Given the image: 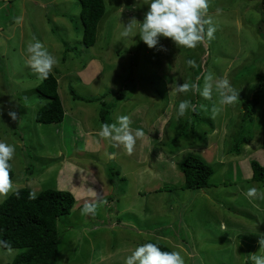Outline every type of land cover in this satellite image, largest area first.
<instances>
[{
  "label": "rangeland",
  "instance_id": "1",
  "mask_svg": "<svg viewBox=\"0 0 264 264\" xmlns=\"http://www.w3.org/2000/svg\"><path fill=\"white\" fill-rule=\"evenodd\" d=\"M104 1L101 39L79 54L86 62L82 69L69 50L83 48L79 0H0V139L16 147L13 189L0 197V205L23 188L35 195L73 194L74 210L58 221V264H123L147 242L179 251L185 264H248L264 235V199L244 195L250 187L264 193V184L251 182V162L264 166V0H209L217 31L196 48H178L163 37L149 48L136 35L149 6L143 0ZM133 18L136 36H122ZM35 40L58 61L52 72L65 108L60 125L35 120L48 103L36 91L42 80L24 62L26 45ZM189 59L195 67L187 66ZM208 72L240 92L214 118L211 101L173 91L198 76L203 87L202 74ZM68 84L80 97L99 101L74 102ZM259 92L261 102L245 123L243 103ZM184 99L196 110L178 117ZM103 104L112 105L109 125L128 115L130 130H143L131 154L98 135ZM241 136L252 140L240 154H230ZM189 156L213 168V188L184 189L180 164ZM86 203L97 205L95 215L81 214ZM157 228L168 239L142 234ZM22 253L0 246V264H12Z\"/></svg>",
  "mask_w": 264,
  "mask_h": 264
},
{
  "label": "clouds",
  "instance_id": "2",
  "mask_svg": "<svg viewBox=\"0 0 264 264\" xmlns=\"http://www.w3.org/2000/svg\"><path fill=\"white\" fill-rule=\"evenodd\" d=\"M149 6L140 22V39L149 47L156 48L160 38H170L178 48H196L205 39L211 40L217 31L211 16H208L209 0H143ZM122 11V10H121ZM207 17V18H205ZM137 20L131 19L125 25L124 37H135L133 28ZM207 26V27H205ZM25 65L37 75L38 79H47L57 64V59L45 47L40 40H35L26 45L24 53ZM187 66L195 67L194 60H187ZM203 87L197 82H183L175 84L173 91L187 93L191 91L198 94L204 100L211 101V116L214 118L225 107L232 105L240 95L224 77H214L211 72L204 73ZM216 99H213V96ZM195 111L196 105L190 99L181 100L177 107V116L183 117L187 111ZM9 116L17 119L14 111L9 112ZM130 117L121 115L117 117V123L109 125L105 123L99 130L98 135L104 139L114 140L122 144L129 154L138 138L143 137L142 129H136L133 133L130 130ZM16 147L14 144L0 141V197L6 196L13 189V182L10 178L11 161L14 158ZM248 198L264 199V193L256 187H250L244 193ZM97 205L86 203L81 210L82 215H95ZM259 251L248 255V264H264V235L258 240ZM60 260V255H59ZM59 262V261H58ZM123 264H185L181 253L176 250L164 251L158 243H143L134 248L124 258Z\"/></svg>",
  "mask_w": 264,
  "mask_h": 264
},
{
  "label": "trees",
  "instance_id": "3",
  "mask_svg": "<svg viewBox=\"0 0 264 264\" xmlns=\"http://www.w3.org/2000/svg\"><path fill=\"white\" fill-rule=\"evenodd\" d=\"M79 1L82 7L81 19L84 26L82 44L80 45L83 48L72 47L69 50L70 52H76V58L83 69L86 66V62H81V56L88 53L101 39L99 28L105 15V1ZM105 39L107 38L105 37ZM77 41L79 44L80 40ZM101 43H104V39L101 40ZM103 48H105L104 44ZM70 81L72 80L68 78L67 82L69 83ZM69 84L70 96L74 102L93 103L99 101L80 97L74 87ZM59 89L58 78L54 72H51L48 78L43 79L36 87L37 93L48 100V103L36 114L35 120L38 124L58 125L64 122L65 108ZM122 97H124L123 94L121 95ZM260 102L261 96L259 92L252 99H248L243 103L244 110L248 114V117L247 115L245 117V123L252 121L255 109ZM100 107L101 123L103 125L105 123L108 124V120H110L109 109L112 108V105L103 104V107L102 105ZM251 140L252 138L249 136L239 137L229 149L230 154H240L242 146L250 143ZM180 170L184 176V189L193 191L214 187L211 184L214 170L199 157H187L180 164ZM251 170V182L264 184V166L253 160L251 162ZM10 178H14L12 167ZM75 206V197L67 191L44 190L35 195L30 188H23L10 195L0 205V246L5 250H23V253L18 255L12 264H58L60 255L58 221L60 218L70 215ZM158 244L162 250L172 251L165 245Z\"/></svg>",
  "mask_w": 264,
  "mask_h": 264
},
{
  "label": "crops",
  "instance_id": "4",
  "mask_svg": "<svg viewBox=\"0 0 264 264\" xmlns=\"http://www.w3.org/2000/svg\"><path fill=\"white\" fill-rule=\"evenodd\" d=\"M58 125H60V124H58ZM160 230H158V228L156 229V230H153V234L152 233H150V232H147V231H144L142 234H149L148 236H150V237H152V238H154V237H156L157 239H160L161 241L162 240H166V239H168V237H160V232H159ZM155 235V236H154ZM158 243V242H157Z\"/></svg>",
  "mask_w": 264,
  "mask_h": 264
}]
</instances>
